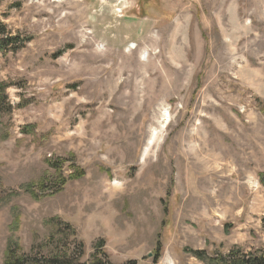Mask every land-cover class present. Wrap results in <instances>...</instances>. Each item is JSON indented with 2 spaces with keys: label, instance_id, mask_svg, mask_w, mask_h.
<instances>
[{
  "label": "rangeland",
  "instance_id": "1",
  "mask_svg": "<svg viewBox=\"0 0 264 264\" xmlns=\"http://www.w3.org/2000/svg\"><path fill=\"white\" fill-rule=\"evenodd\" d=\"M0 20L32 38L0 56L19 85L0 115V264L10 240L111 264L264 249V0H3ZM55 159L84 178L21 193Z\"/></svg>",
  "mask_w": 264,
  "mask_h": 264
},
{
  "label": "trees",
  "instance_id": "2",
  "mask_svg": "<svg viewBox=\"0 0 264 264\" xmlns=\"http://www.w3.org/2000/svg\"><path fill=\"white\" fill-rule=\"evenodd\" d=\"M2 2L3 0H0V7L2 6ZM31 41V37H26L19 32H13L2 20H0V56L5 57L8 54L16 53L26 47ZM14 86L18 87L19 85H15L10 81H0V115L10 114L14 109L8 95L9 89ZM21 88H23L22 85ZM260 112L264 116V106H261V104ZM22 134L25 136H34L36 134L35 126L27 125L23 127ZM66 162L68 161L64 159L49 161V172H47L39 181L22 186L21 193L28 194L34 200H41L47 196H54L60 193L68 182L84 178L85 171L74 163L70 167L71 172L66 176V171L64 170ZM258 177L260 185L264 188V172H261ZM3 191L4 190L0 189V203L2 195L4 194ZM21 193L14 191L11 192V196H18ZM13 214L14 226L17 228L19 224V216L15 209H13ZM229 228L230 227H228V229ZM97 246L103 248L104 245L100 243ZM187 251L204 264H264V249L247 252L245 249L236 246L227 253H209L204 250ZM84 254V245L78 244L76 250L71 254L63 252L57 254L50 253L48 257L44 255L39 258H33L20 253L19 243L10 240L3 264H111L103 249H101L100 254L104 256V259H101L96 255L93 257L91 263L82 261ZM160 257L161 250L158 249L154 258L155 264L159 262Z\"/></svg>",
  "mask_w": 264,
  "mask_h": 264
}]
</instances>
